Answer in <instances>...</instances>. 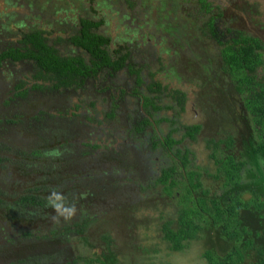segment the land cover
<instances>
[{
	"label": "trees",
	"instance_id": "16d2710c",
	"mask_svg": "<svg viewBox=\"0 0 264 264\" xmlns=\"http://www.w3.org/2000/svg\"><path fill=\"white\" fill-rule=\"evenodd\" d=\"M198 2L200 10L196 17H201V20L194 27L200 36L196 37V48L199 49L196 57L204 56L203 52L208 55L204 56L207 63H199L200 75L207 74L206 80L212 84L219 83V89L215 91L213 88V92H217L215 95L220 97L218 102L223 108L215 109L213 105L212 109L217 110V115L225 120L228 117L223 104L226 103L233 115L230 120L232 125L227 124V127L223 126L221 133L203 138L207 158L211 163L208 167L196 164L193 151L184 143L186 139L188 142L198 140L202 123L174 127L160 138L153 135L149 161L155 162L158 167L155 166L145 181L143 177H136L139 181L135 179V183L128 182L123 189L120 188L123 186L122 182L118 190L114 188L121 197L119 196L116 207L111 208L128 212V220L132 225L134 217L131 212L138 205L146 200H152L154 203L159 201L160 207L158 203L154 205L159 210L156 222L158 237L168 250L182 252L193 241H201L204 245L201 256L206 264H264V43L258 35L234 26L232 23L235 19L231 15L225 17L220 5H213L209 0ZM99 25L100 21L80 17L78 29L69 36L71 48L65 53L54 47L43 31H27L21 34L16 43L0 45V69L12 62L33 63L36 72L33 78L36 80L30 87H24V82L16 86L21 88L19 93L26 96L31 94V87L43 85L37 81L40 79L52 82L53 88L75 90L76 87L87 83L86 78L93 79L96 72H116L123 67L136 76L135 82L142 83V64L134 61L131 52L124 51L122 47L115 46L109 51L110 37L96 30ZM165 29L175 31L168 25ZM210 44L213 51L208 50ZM77 49H81L80 53ZM173 53L175 64L178 62V52L175 50ZM185 54L190 58L194 56L191 51ZM180 67L181 62L175 64L174 68ZM132 87L135 94L142 91L137 85ZM144 89L147 92L143 90L142 103L144 107L149 105V110L154 112L174 108L182 110L187 100L184 90L168 88L160 81L151 79ZM213 92L207 88L202 92L205 97L204 100L201 99L203 104H207L206 95L209 96ZM101 96L106 98L102 93ZM9 99H12L11 96ZM10 102L14 103L13 105L7 102L10 116L6 113L0 114V214L3 219L19 221L24 217L15 218V215L36 213L39 205H47L49 217L40 236H29L28 230L27 235H20L17 239L9 234H0V257H8L4 264H17L15 257L21 258V262L33 264H118L114 237L109 232L97 234L98 231L93 229L95 225L100 224L98 214L110 209L106 206L103 210H95L94 197H103L101 192L108 191L106 186L110 180L104 177L105 168L90 171L91 163L82 161L89 151H83L79 161L72 160L77 175L75 172L72 174L63 171L64 175L72 177L73 187L63 183L62 193L84 186L87 188L84 194H59L62 195L61 198L55 201L54 196L49 193L56 185L61 189L62 185L58 180L56 185V182L45 184L46 188L41 182L47 181L36 176L32 187L21 184L22 179L10 180L12 169L19 170L17 175L21 172L29 173V169L33 175L32 169L36 165L31 155L26 153L28 147L17 146L16 136L11 134L16 125L23 134L34 133L41 144H44L39 153H45L49 147L47 139L38 131L42 127V118L37 117L35 113L27 120L21 117L22 123H18L15 117H18L19 113L22 116L29 113L25 111V107L19 112V106H22L25 100L16 98ZM39 112L41 116L44 114ZM105 115L118 117L113 111H105ZM171 116L169 122L174 124L177 122V116ZM155 120L158 122L159 118ZM161 120L169 119L163 117ZM146 122V118L144 121H137L131 125V130H127L128 134L140 137ZM180 129V136L173 134ZM157 154L159 158L163 156L158 163L155 161ZM20 157L31 161H20ZM100 157L113 158L106 154ZM45 158L43 165H46L47 177L50 178L57 173L53 166L56 159L49 156ZM60 160L61 158H58V161ZM121 169L126 173L132 172L129 165H123ZM64 175L62 179L65 178ZM95 176L99 181H92ZM134 184L139 186L138 192H144L135 198L128 194L134 191ZM45 190L47 198L42 196L46 193ZM108 194L113 195V190L108 191ZM28 218L31 217L27 216V220ZM117 222L129 224L126 221L115 223ZM125 227L128 229L130 225ZM27 243L29 250L26 248ZM134 245L133 243V247ZM96 248H100L101 252L97 253ZM130 258V254L127 255V264L136 262L135 258Z\"/></svg>",
	"mask_w": 264,
	"mask_h": 264
},
{
	"label": "rangeland",
	"instance_id": "374dc122",
	"mask_svg": "<svg viewBox=\"0 0 264 264\" xmlns=\"http://www.w3.org/2000/svg\"><path fill=\"white\" fill-rule=\"evenodd\" d=\"M209 1L213 5H220L225 17L231 15L235 19V22L232 23L234 26L258 35L264 43V0ZM199 10L198 0H0V45L16 43L21 38V34L38 29L45 33L54 47L65 53L71 48L68 41L69 36L78 29L79 18L89 17L100 21L96 30L112 38L114 47H122L124 51L129 50L134 61L143 66L140 72L142 83L134 82L136 76L133 73H127L124 69L114 72L115 76L112 77V75L111 79L105 77L108 70H103L96 72L94 79H89L86 84L76 87L75 90L67 89L66 92L60 87L53 88L52 82L48 80L46 82L42 79L37 80L43 85L31 87L29 96L20 94L21 88H16V86L24 82V87H30L36 80L33 78V74L36 72L32 62H12L4 69H0V114L6 113L8 117L10 116L7 111L8 104L11 103L10 100H16V98L20 101L25 100L24 104L19 106V112L22 111V107H25V111L29 113L24 116L17 113L18 117L15 119L18 120V123H22L21 117L27 120L28 117L36 113L37 117L42 118V127L38 131H45L42 135L49 144L45 153H39V150H43L41 147L44 144H41L34 133L23 134L24 132L19 130L18 125L11 132L13 136H16L17 145H20L21 148L28 147L26 153L31 155L36 162L32 169L33 175L30 172L22 175L23 185L27 183L31 186L32 180L35 183V176L45 179L47 184L55 183L58 180L60 183L56 182L55 185L61 184V189H58V185H56V189L52 187L53 190L49 193L54 196L55 201L61 198L62 195L59 196V194L71 196L77 195L79 192L84 194L87 189L84 186L62 193L63 183L73 187L72 177L64 175L63 171L76 174L77 170L73 162L81 159L80 154L83 151L85 153L89 151L87 155L83 156L85 159L82 161L91 163L89 164L90 171H100V168H105L104 177H108L110 180L106 187L108 191L113 190V195L117 197L109 195L108 191L101 192L102 198L98 195L94 197L93 207L95 210L97 208L103 210L106 206H109L110 209L98 214L100 224L95 225L93 229L98 231L97 234L109 232L114 237L118 264H127L126 260L129 254L132 259L136 260L133 264H206L201 256L204 249L201 241H193L185 251L175 252L168 250L165 243L159 239L156 225L159 210L154 207L156 203L159 207L161 206L159 201L154 203L152 200H146L138 205L131 212L134 217L132 225L128 220V212L111 208L116 207L120 194L115 191L119 189L122 182L123 186L120 188L123 189L128 182L135 183V179L139 181L136 177H143L142 179L145 181L151 171L155 169L156 163L149 161V152L152 150L149 135L160 138L174 127L196 122L202 123L198 140L188 142L186 139L184 143L193 151L196 164L208 167L211 163L207 158L203 138L219 134L222 132L223 126L232 125L230 120L233 115L229 112L226 103L223 104L228 117L225 120L217 115V110L212 109L213 105L215 109L223 108L218 102L220 97L215 95L217 92H213V88L215 91L219 89V83L212 84L206 80L207 74L200 75L201 66L199 63H207L204 56L208 55L203 52L204 56L200 53L201 56L196 57L198 56L196 52L199 51L196 48L198 43L196 37L200 36L197 35L194 27L201 20L199 19L201 17L197 18ZM167 25L175 31L171 29V33L166 30ZM179 41L181 42L179 43ZM79 50L76 51L80 53ZM175 50L178 52V62L175 64L181 62V67L178 69L174 68L173 62ZM208 50L213 51L211 44ZM190 51L194 54L191 58L185 54ZM204 71L206 72V70ZM151 79L160 81L168 88L184 90L187 100L182 110L177 108L162 109L158 112L150 110L151 114L148 113L145 117L148 122L143 125L144 128L141 132L143 135L140 137L130 136L127 130H131V128L127 129L126 123L128 124L132 117L128 111L135 112L138 108L140 109L144 92H147L145 89L143 93L135 94L132 92V85L144 88ZM102 82L105 86H110L115 82L119 96H121L120 88L129 87L128 93L122 92V98L126 101L122 105L125 117L118 115L115 118L105 115L107 100L102 98L101 93H95L91 85L93 83L97 86ZM206 88L213 93H210L209 96L206 95L207 104H203L201 99L204 100L205 97L202 92ZM10 96L12 99H9ZM7 102L9 103L7 104ZM137 102L141 105L138 106ZM12 104L14 105V103ZM39 111L44 114L41 116ZM174 114L177 116V122L172 124L169 121L172 119L171 115ZM163 117H167L169 120H161ZM156 118H159L158 122H156ZM214 121L218 123L214 124ZM15 124L16 122L13 126ZM181 131L182 129L173 134L180 136ZM148 143L149 146H144ZM104 154L113 158L103 159L100 157ZM158 154L155 155L158 157V160L155 157L157 163L163 158L162 155L159 158L160 154ZM47 156L56 159L53 166L57 173L53 174L54 178L47 177V167L43 165ZM58 158L61 160L58 161ZM23 160L25 159L20 157V161ZM72 160L74 161L72 162ZM25 161L30 163L31 160L26 159ZM123 165L131 166V174L122 171ZM115 170H119V172ZM18 171L12 169L10 180L15 179ZM63 175L65 178L62 179ZM92 181L99 180L95 176ZM132 187L134 191L128 193L130 196L135 198L144 193L138 192V185L134 184ZM45 192L47 195L46 190ZM147 192L150 191L147 190ZM124 200L122 199V201ZM116 221H126L129 224L115 223ZM21 224L28 227L29 222L21 220ZM127 225H130L128 229L125 227ZM133 243L135 247H133ZM129 251L130 253H128ZM96 252H101L100 248H96Z\"/></svg>",
	"mask_w": 264,
	"mask_h": 264
},
{
	"label": "flooded vegetation",
	"instance_id": "af4514ba",
	"mask_svg": "<svg viewBox=\"0 0 264 264\" xmlns=\"http://www.w3.org/2000/svg\"><path fill=\"white\" fill-rule=\"evenodd\" d=\"M108 39H109L108 49L110 51L114 47V42H113V40H111L112 38H108ZM69 43L71 44V42H69ZM21 62H23V61H21ZM123 69L125 71H127V73H131L132 74V72L129 69L124 68V67H123ZM113 74H114V72H108L105 75V77H107L108 79H111L110 77ZM114 76L115 75H113L112 77H114ZM86 82H89V78L88 79L86 78ZM134 82H135V79H134ZM91 85H92V88H94V92L95 93H102L103 95L106 96V100H107L106 101V108H107L106 112L113 111L114 115H120V116H124L125 117V114L123 113L124 107L122 106L124 104V101H125L122 98V90L123 89H121V88L119 89L121 91V93L119 92L121 94V96H119L118 95V88H117V85L115 84V82H113V84L110 85V86H105L104 82H102L101 84H99L97 86H95L93 83H91ZM124 88L125 89H124L123 93L124 94L128 93V91H129L128 88L129 87L125 86ZM144 88H141V86H140V89L142 90V91L141 90L140 91L143 92V90H145ZM63 91L66 92L67 89H63ZM127 103H130V102H127ZM137 105L140 106L141 104L137 102ZM150 108L151 107L149 105L144 107V105L142 103V106L140 107V109L138 108L139 111H138V109L135 112H133L132 110H131V112L128 111L130 116L132 117V119L130 120V122H128V124L126 123L127 128L128 127L131 128V125L135 124L137 121H139V122L140 121H144V118L148 115V113L151 114L149 112ZM82 111H83V109H82ZM84 112H86V111L84 110ZM111 117H114V116H111ZM31 119H32V124L34 125V123H35V121H33L34 118L32 117ZM47 124H48V122H47ZM39 132H40V134H44L45 131L44 130H40ZM142 135H143V133H141V136ZM151 137H153V135H149L150 143L152 141ZM141 141H143V139H141ZM17 146H19V145H17ZM144 146H149V143L148 144H144ZM16 168H18V166H16ZM28 172H30L29 169H28ZM26 174H28V173H26ZM22 175H24L23 172H21L19 175H16L15 180H20L23 177ZM21 184H23V183H21ZM30 184H31V186L30 185H28V186L32 187V186H34L35 183L32 180L30 182ZM41 184H42V186H45V184H47V183L45 181H43V182H41ZM25 185H27V183H25ZM46 187H44V188H46ZM42 196L44 198H47L46 194H44ZM46 203L47 202H45V204ZM46 206L43 207V205H39L38 209H36V211H37L36 213H32V214H30V213H28V214L27 213H20L18 215L14 214L15 218H16V216L17 217H24V219H22V220L29 222L28 227H25V226H23L21 224V219H19V221L18 220L15 221L14 219L11 220V218H10V220H11L10 221L8 219H3L2 214H0V234H3V235L9 234V235L15 236V239H17V238H19L20 235H27L26 231L28 230L29 231V234H28L29 236H32V237L40 236L41 232H43V227L47 226V220H48V217H49V213H47V207ZM27 216L31 217V218H28V220H27ZM30 221H33L34 223L31 224ZM19 226H23V227H19ZM0 237H2V235H0ZM26 248H27V250H29L28 243H27V247ZM0 258H1L0 259V264H4V260L6 261L8 257L6 256V258H4V257H0ZM15 259H16L17 264H33L31 262H21L22 259L19 258V257H15ZM46 259H47V257H46ZM34 264H37V263H34ZM38 264H44V263L41 262V263H38Z\"/></svg>",
	"mask_w": 264,
	"mask_h": 264
},
{
	"label": "bare ground",
	"instance_id": "6f19581e",
	"mask_svg": "<svg viewBox=\"0 0 264 264\" xmlns=\"http://www.w3.org/2000/svg\"><path fill=\"white\" fill-rule=\"evenodd\" d=\"M8 52V51H7Z\"/></svg>",
	"mask_w": 264,
	"mask_h": 264
}]
</instances>
